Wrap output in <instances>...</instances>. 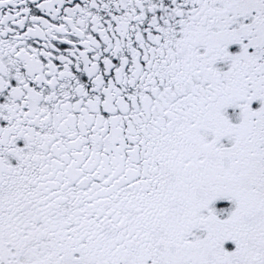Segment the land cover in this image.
Masks as SVG:
<instances>
[{
    "label": "snow or ice",
    "instance_id": "snow-or-ice-1",
    "mask_svg": "<svg viewBox=\"0 0 264 264\" xmlns=\"http://www.w3.org/2000/svg\"><path fill=\"white\" fill-rule=\"evenodd\" d=\"M0 264H264V0H0Z\"/></svg>",
    "mask_w": 264,
    "mask_h": 264
}]
</instances>
